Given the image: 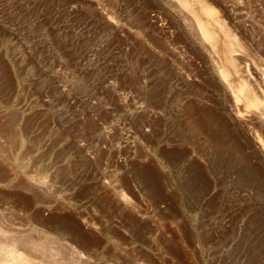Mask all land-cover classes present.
Segmentation results:
<instances>
[{
    "label": "rangeland",
    "instance_id": "1",
    "mask_svg": "<svg viewBox=\"0 0 264 264\" xmlns=\"http://www.w3.org/2000/svg\"><path fill=\"white\" fill-rule=\"evenodd\" d=\"M204 1L230 52L178 0H0V231L264 264V0Z\"/></svg>",
    "mask_w": 264,
    "mask_h": 264
},
{
    "label": "bare ground",
    "instance_id": "2",
    "mask_svg": "<svg viewBox=\"0 0 264 264\" xmlns=\"http://www.w3.org/2000/svg\"><path fill=\"white\" fill-rule=\"evenodd\" d=\"M179 1L181 3L180 5H183L186 11L188 10L194 15L193 17H195L197 21L198 29L202 36H205V39H208V41L210 40V42H214L218 39L219 34L223 35V38H225L229 47L227 49L230 52L229 49L235 46V39L229 35L224 26L220 23L217 11L213 7L207 4L204 0H178V2ZM201 15L206 17L207 21L202 20ZM213 27H216V30L215 28L213 29ZM246 85H243L240 91L244 95L249 93V87ZM245 97V100H242L244 102L246 101L249 107H257L259 101H257L256 98L251 99L248 95ZM51 231L52 230L49 231L41 228L36 231L33 237L23 235L10 236L6 234L7 232L0 231V264H65L68 260L71 261L72 264H87L95 259L94 254L88 253L89 251L85 252L80 250V247L74 246L72 242H68L64 236L62 237L59 235V232L55 233ZM41 244L44 245V249H46V246L49 248V250H47L48 253H43L42 251L44 249H42V251L38 249L39 246L37 247V245ZM117 261H115V264H121V260L120 262ZM135 264L152 263L146 259L139 258L136 260Z\"/></svg>",
    "mask_w": 264,
    "mask_h": 264
}]
</instances>
